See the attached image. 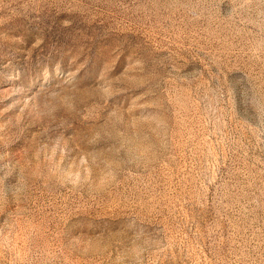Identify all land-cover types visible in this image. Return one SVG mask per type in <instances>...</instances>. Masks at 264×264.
I'll return each instance as SVG.
<instances>
[{
	"label": "rangeland",
	"instance_id": "rangeland-1",
	"mask_svg": "<svg viewBox=\"0 0 264 264\" xmlns=\"http://www.w3.org/2000/svg\"><path fill=\"white\" fill-rule=\"evenodd\" d=\"M0 264H264V0H0Z\"/></svg>",
	"mask_w": 264,
	"mask_h": 264
}]
</instances>
